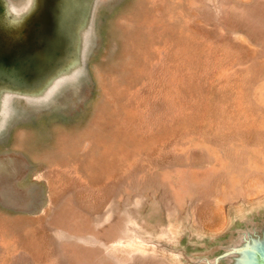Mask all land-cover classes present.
I'll return each mask as SVG.
<instances>
[{"label":"rangeland","instance_id":"374dc122","mask_svg":"<svg viewBox=\"0 0 264 264\" xmlns=\"http://www.w3.org/2000/svg\"><path fill=\"white\" fill-rule=\"evenodd\" d=\"M86 43L81 71L4 100L0 264L248 257L264 236V0H96Z\"/></svg>","mask_w":264,"mask_h":264},{"label":"water","instance_id":"95a60500","mask_svg":"<svg viewBox=\"0 0 264 264\" xmlns=\"http://www.w3.org/2000/svg\"><path fill=\"white\" fill-rule=\"evenodd\" d=\"M95 2L22 0L15 4L0 0V115L7 108L6 98L33 100L81 71ZM4 123L0 120L1 129ZM242 246L252 263L242 251L234 264H264V236L246 239ZM231 250L227 253L235 251Z\"/></svg>","mask_w":264,"mask_h":264},{"label":"clouds","instance_id":"9594fccd","mask_svg":"<svg viewBox=\"0 0 264 264\" xmlns=\"http://www.w3.org/2000/svg\"><path fill=\"white\" fill-rule=\"evenodd\" d=\"M0 130H2V129H0Z\"/></svg>","mask_w":264,"mask_h":264}]
</instances>
